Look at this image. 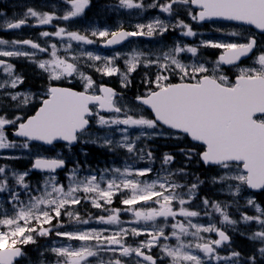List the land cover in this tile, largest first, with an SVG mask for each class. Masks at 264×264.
I'll return each mask as SVG.
<instances>
[{
	"label": "snow or ice",
	"instance_id": "obj_1",
	"mask_svg": "<svg viewBox=\"0 0 264 264\" xmlns=\"http://www.w3.org/2000/svg\"><path fill=\"white\" fill-rule=\"evenodd\" d=\"M61 2L62 15L28 7L21 17L3 19L0 29L18 30L29 26V20H35L31 26L49 25L54 20L72 21L91 7V0ZM114 7L141 11L158 8L174 20L157 16L147 23H136L131 31L123 25L115 30L89 26L84 31H70L56 26L55 32L42 31L41 37L55 36L62 42L66 39L62 45L64 56L59 54L56 43L44 47L33 39L0 38V57L27 58L47 73L50 81L33 115L14 113L10 117L7 109L22 110L33 103L35 95L17 90L24 82L22 75L8 60L0 59V72L5 76L0 79V150L31 152V142L49 146L64 142L71 151L73 145L82 142L112 153L123 151L128 156L123 167L93 170L85 176L80 175L79 162L69 169L61 154L44 156L37 152L31 166L22 171L0 164V264H19L18 258L26 255V246L51 236L80 242L74 247L53 241L47 250L56 256L55 264H92L90 258L96 264H164L165 260L167 264H264V207L253 196L243 195L250 190H264V43L256 34L226 31L220 26L215 31L230 39H201L193 45L176 41L158 54L133 48L129 53L115 52L112 56L85 50L67 55L73 41L92 45L102 40L103 47H111L131 37L164 36L176 29L182 37L201 36L190 23L179 18L180 10L197 24L237 22L264 34V0H153L147 5L143 0H117ZM0 17L4 14L0 13ZM200 48L221 50L211 68L206 60L185 63L181 58L184 53L198 57ZM38 52H50V58L37 60ZM242 58L250 59L251 65L241 67ZM82 59L101 76H118L122 88L131 85V74L140 67H154L156 72L154 79L145 73L146 91L134 97L133 108L121 104L122 93L97 84L81 67ZM120 59L124 61L123 70L116 63ZM223 65L237 69L234 80L223 73ZM173 76L179 82L173 83ZM69 78H78L83 90L51 83ZM9 128L19 141L9 138ZM157 137L190 138L191 145L181 148L180 153L188 161L198 157L206 168L214 169L210 183L231 197V203L205 196L201 198L202 208L193 209V201L205 181L195 176L186 183L179 182L191 174L186 166L169 167L175 159L171 153L163 154L159 169L153 168V151L140 144ZM139 161H146L145 166L135 167ZM58 170H66L67 185L57 179ZM34 171L42 174V182L35 185L31 182ZM117 195L121 196V208L112 207ZM238 198H243L244 206L256 214L241 211L239 221L233 219L228 209L236 205L240 210ZM84 202L99 209L100 214L83 217L75 206ZM123 213H130L131 219L123 221ZM65 216L69 224L95 222L104 227L63 231L67 227ZM202 216L209 217L207 224L199 221ZM253 222L257 228L247 239L257 246L245 256L231 249L226 228L236 230L239 223ZM211 233L217 238L205 235ZM141 236L146 238L135 246L127 243L129 237ZM153 248H159V256L152 254ZM225 250L227 254H222Z\"/></svg>",
	"mask_w": 264,
	"mask_h": 264
},
{
	"label": "rangeland",
	"instance_id": "obj_2",
	"mask_svg": "<svg viewBox=\"0 0 264 264\" xmlns=\"http://www.w3.org/2000/svg\"><path fill=\"white\" fill-rule=\"evenodd\" d=\"M12 1V2H11ZM21 1L22 0H16V1H13V0H7V3H8V7H7V10H3L0 11V13H3L4 14V17H0V22L3 21V19H12L14 17H21L23 15V13L27 10L26 9H23V11H17V10H14V11H11L10 8H9V5L14 7V5L16 6L18 4V7L21 6ZM115 3L117 4V0H114ZM144 4L147 5V4H150L153 2V0H143ZM63 7L64 5H59L57 2H52L50 4V9L51 11L49 12H57V15H62L63 14ZM112 8V7H111ZM113 13L112 11H109L110 12V17H111V14H113L114 18L111 17L110 21L111 23L108 24V25H101L100 23L96 22L95 25H92V24H87L85 26V29H88L89 26H97V27H100V28H104V27H108V28H111L113 30H115L119 25H125L124 27L126 28H133L134 25L136 23H147L149 20L153 19L154 17H157L159 16L161 19H164V20H172V17L168 16V14L166 13H161L159 11L158 8H148V9H145L143 11L141 10H126V9H113ZM14 12V13H12ZM122 12H125V16L128 18V22L125 21V19L123 17H121V13ZM117 13V14H115ZM57 21L56 23L58 24V26H61V27H66V28H69V29H73L72 31H84L83 30V25L82 23H80L79 21H75V22H72V21H62V20H54V22ZM31 24H34L35 23V20H31L30 21ZM62 23V25H61ZM0 30H3V29H0ZM178 30V29H176ZM175 30V31H176ZM30 31L32 30H29V29H26V30H22V31H19L18 33L19 36H24L25 39H33L35 42L37 43H42L43 45H46V47H49L50 44L52 43H56L58 44V49H59V54L61 56H64L66 55V53L64 52V49H63V44L64 43H67L66 39L65 41H61L60 39L56 38L55 36H51L50 39L48 38H44V37H41L39 34L42 32H38V30H36L38 33L37 34H34V33H29ZM171 31V30H170ZM226 31H230V30H226ZM168 33V32H167ZM167 33H165L164 35H167ZM27 35H32L34 38H31V37H26ZM177 35H170L168 36V40L166 41L167 43H165V41H163L162 39V36H155L154 37V41L153 43H148V42H145L144 44H138V43H132V44H127L126 46H123L121 47V49L119 50H114V51H109V52H101L98 48H92L91 46H88V45H77L76 42H72V51L70 53H67V55L69 57H71L72 55H75L77 54L79 51L81 50H85V51H92L96 54H99V55H102V56H112L115 52H120L121 54H126V53H129L133 48L135 49H138V50H141V51H144V52H147V53H155V54H158L159 52L161 51H167V49L169 47H171L174 42L176 41H181L185 44H187V41L190 40L189 37H182L180 35V30H178L177 32ZM220 37V40L222 39H230L229 37H226L224 36L223 34H220L219 36H216L215 38H219ZM194 38V37H192ZM94 39V38H93ZM96 39V38H95ZM205 40H211V39H208V38H204ZM201 40V39H200ZM262 43H264V41H261ZM92 46H95L94 44H92ZM41 59H48L50 58V52H47V53H44L43 55H41ZM181 58L183 59V61L185 63H192L194 62L195 60L197 59H200L199 57H192L191 54H187V53H184V54H181ZM201 60H206V59H201ZM209 62L208 66L211 68L212 67V63L213 61H210V60H206ZM252 62V61H251ZM116 63L120 66V68L123 70L124 69V61L123 59H120V60H117ZM87 62L86 60L82 59L81 60V67L84 68L83 70L86 71V69H88V67L86 66ZM251 65V64H250ZM249 66V65H248ZM245 67V66H244ZM233 70V69H232ZM235 73L237 72V69L234 68ZM223 73L225 74L226 72L223 71ZM97 76V80H101L103 78H105L104 76H101L100 74L96 75ZM228 76V75H227ZM229 77V76H228ZM5 76L4 74H2L0 76V79H4ZM56 82H61V81H56ZM68 82H71L72 83V78H69L68 79ZM125 89V88H123ZM20 91V90H18ZM21 92H24V91H21ZM124 92V91H123ZM121 104H128L130 105L131 107L135 108V106H133L129 101L125 100V99H122L121 100ZM116 138H119L118 137V134H117V137ZM159 138V137H158ZM163 138H166V137H163ZM168 139V138H166ZM82 143V142H81ZM142 143H145L144 141ZM174 143H179L181 144V147L185 148V147H188L189 145L187 143H184V141H179V140H175ZM82 144H90V143H82ZM94 145V144H93ZM96 146V145H95ZM97 147V146H96ZM143 147V146H142ZM148 147H150V145H148ZM151 150L153 151L155 157H156V163H160L161 161V158L158 156L159 154L157 153V150L156 149H153L152 147H150ZM175 154H178V155H181L180 151H174ZM0 153H6V154H0V156H13V157H19L18 159L20 158H26V159H32V157L34 156V153H33V150L31 152H28L27 150H21V149H8V150H0ZM60 154H62V151L60 152ZM124 156V160L122 161L121 163V166H118L117 163H114V164H109L108 166H105V167H102V169L104 168H111V167H123L124 166V163L126 160H128V156L125 152H123ZM197 157H193V160H195ZM14 159H11V161H13ZM130 162V161H129ZM140 163H146V161H139L135 164V167L138 166V164ZM10 164V163H9ZM195 164H196V160H195ZM155 166V163L152 164L151 166ZM141 167H144V166H141ZM137 168H140V167H137ZM155 169H157L155 167ZM18 170V169H17ZM22 171V170H21ZM93 170H83V171H80V175L81 176H85V175H88L90 172H92ZM215 175V171H212V172H208L206 174V180L210 183V177ZM65 178H66V181H64L63 179H61L60 176H57V179L63 183L64 185H67L68 184V179H67V176H66V173H65ZM211 184V183H210ZM212 186H215L213 184H211ZM225 194V193H223ZM227 195V194H225ZM244 196H248V195H251L252 194L248 191V192H245L243 194ZM228 196V195H227ZM24 199H27L26 197H23ZM243 199V198H242ZM77 209L78 207L75 206ZM198 207H195L193 204H192V208L193 209H197L198 210ZM199 208H202V207H199ZM95 209V208H94ZM254 210V209H253ZM88 214H91L92 216H96L98 214H100V210L97 209L96 211H88V210H85V212L81 213V215L83 217H87ZM256 214V213H255ZM200 218H206V216H202ZM121 219L123 221H128L131 219V214L130 213H123L121 215ZM178 219H182V217H178ZM64 220V219H63ZM65 222V221H64ZM171 222V221H170ZM201 223H204L206 221H200ZM218 222H219V217H218ZM208 223V222H207ZM205 223V224H207ZM245 225V224H244ZM127 227V225H125ZM77 227H82V228H101V227H104L103 225H99V224H96L95 222L89 224V225H73L72 227H70V229H66L65 231H71L73 230L74 228H77ZM246 228L249 229V231H254L256 230L257 228V225L253 222L252 224L250 225H245ZM227 231H232V232H238L239 230L236 229V230H233L232 228H226ZM166 231H170V229H166ZM206 236L210 235V234H205ZM142 238H146L144 236H141ZM50 237L48 238H39L38 240L39 241H44L42 244V247L39 251V257H41L40 259H36V263H30V264H40V261L43 260L45 261V264H55V261L54 260H47L45 259L44 257H51V253L50 251H48V247L52 244L53 241H50V242H46L47 239H49ZM58 245L59 244H72L74 247H78L80 245V242L79 241H68L67 239H62V238H58L57 240H54ZM137 239H133L131 237L128 238L127 240V243L129 244H133L135 246V244L137 243ZM175 241H169V243H174ZM29 253L31 252V249H27L26 253ZM43 252L44 255L41 256L40 253ZM152 254L154 256H159L160 255V250L159 248H153L152 249ZM222 254H227L226 251H223ZM92 259V264H96V261L94 258H90ZM22 264H29V263H26V261H24ZM164 264H167V260L164 261Z\"/></svg>",
	"mask_w": 264,
	"mask_h": 264
},
{
	"label": "bare ground",
	"instance_id": "obj_3",
	"mask_svg": "<svg viewBox=\"0 0 264 264\" xmlns=\"http://www.w3.org/2000/svg\"><path fill=\"white\" fill-rule=\"evenodd\" d=\"M13 1H16V0H13ZM48 4H51L52 2H57L59 5H63L61 0H42ZM93 1V5L96 4L97 6V10L99 12V15H96V16H92V15H88L87 13V10L84 14L83 19H80V18H76L74 20H72V22H75V21H79L80 23H82L83 25V30L85 29V26L87 24H92V25H95L96 22L100 23L101 25H108L111 23L110 19L111 17H113V14H111V17H110V10L108 8H106V6H104V3H113L116 5L115 2H113L112 0H92ZM12 2V1H11ZM21 6L18 7V4L16 5L19 9L23 10V9H26L28 7H31L32 6V0H22L21 1ZM92 5V4H91ZM8 7V3H7V0H0V8L2 9H7ZM12 6L9 5V8H11ZM47 12L51 11V9H47L45 10ZM53 12V11H52ZM104 12V13H103ZM56 15H57V12H55ZM113 13V12H112ZM62 25V23H61ZM68 30L72 31L73 29H69L67 28ZM15 31L14 30H0V38H3V37H9L10 35L9 34H14ZM95 39V38H94ZM101 42V44L103 43L102 40H98ZM59 44V43H58ZM57 44V45H58ZM90 46V45H88ZM105 51H108L109 47H104ZM47 53V52H46ZM39 75H41V77H43V79L45 80V85H49L50 81L48 79V75L47 73L43 72L41 69H38L36 71ZM88 74H90L91 76H95V75H98L99 73L95 72L94 70H91L90 72H87ZM64 82V80H61V82H59L60 84H62ZM51 83H56V81L54 82H51ZM71 88L73 89H76V88H79L81 87V82L78 78H73L72 79V83L70 85ZM40 89L36 88L35 91H37V93L39 94ZM118 93H120L119 91H117ZM123 99L129 101L133 106H135V104L133 103L134 101V97L133 98H130V97H127V96H124L123 95ZM33 109H37V107L35 108V106L32 107ZM149 111V110H148Z\"/></svg>",
	"mask_w": 264,
	"mask_h": 264
},
{
	"label": "trees",
	"instance_id": "obj_4",
	"mask_svg": "<svg viewBox=\"0 0 264 264\" xmlns=\"http://www.w3.org/2000/svg\"><path fill=\"white\" fill-rule=\"evenodd\" d=\"M94 3H92V5H91V7L89 8V9H87V13H88V15H92V16H96V15H99V12H98V10H97V6H96V4L95 5H93ZM104 13V12H103ZM20 70H21V72H22V74H23V77H24V80H26V83H27V85L29 86H31L32 88H34V89H36V88H38V89H41V88H44L45 87V80L43 79V77H41V75H39L37 72H36V70H34V69H32V68H30V67H26V66H23V67H18ZM139 79V76L137 75V76H133L132 77V86L134 87V85L137 83V82H139L140 80H137V78ZM141 86H143V85H141ZM144 87V86H143ZM139 92H140V90H141V88L140 89H137ZM137 93H136V91L135 90H133L131 93H129L128 95H129V97L130 98H133L135 95H136ZM10 109H12V108H9V110ZM8 110V111H9ZM12 111H14V112H17L18 110L17 109H13ZM163 149H167V147H164ZM89 150H90V152H89V154L87 155V157H91V158H93L94 156H96L95 155V153L94 152H96L97 154H98V152L99 151H97V150H94L93 148H89ZM103 157V156H102ZM193 163V162H192ZM191 163V164H192ZM19 165L20 166H23L24 164L23 163H19ZM199 166V165H198ZM196 170H198V168H196ZM198 173L201 175V176H203V175H205L206 174V171L203 169V167L202 166H199V171H198ZM234 246H235V248H236V250H238V251H240L242 254H244L245 256L246 255H249V254H251L253 251H254V249H255V247L257 246L256 244H254L253 242H251V241H248V240H246V239H242V238H240V237H235V239H234Z\"/></svg>",
	"mask_w": 264,
	"mask_h": 264
},
{
	"label": "water",
	"instance_id": "obj_5",
	"mask_svg": "<svg viewBox=\"0 0 264 264\" xmlns=\"http://www.w3.org/2000/svg\"><path fill=\"white\" fill-rule=\"evenodd\" d=\"M42 143V142H41Z\"/></svg>",
	"mask_w": 264,
	"mask_h": 264
}]
</instances>
